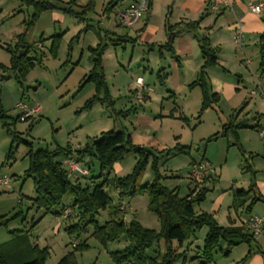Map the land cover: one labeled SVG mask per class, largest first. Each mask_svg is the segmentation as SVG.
<instances>
[{
  "label": "rangeland",
  "instance_id": "obj_1",
  "mask_svg": "<svg viewBox=\"0 0 264 264\" xmlns=\"http://www.w3.org/2000/svg\"><path fill=\"white\" fill-rule=\"evenodd\" d=\"M89 1L77 0L80 7L76 6V11H82ZM110 1L96 0L94 8L80 16L55 10L45 11L31 23L33 6L23 5L21 0H0V64L4 66L0 67V102L9 117L11 128L20 139L14 141V135L0 121V178H10L9 186L0 183V246L12 239L11 230H30L44 214V209L39 210L32 200L36 195L33 178L26 175L30 149L53 150L68 145L81 149L89 137L98 138L102 132L121 130L131 136L133 143L146 147L158 156L162 185L177 189L180 196L187 195L196 184L189 178L190 165L207 161L215 170L205 184L209 189L206 199L195 204V209L216 213L218 224L222 226L228 225L232 183L248 179L255 182L257 177L264 179V136L261 137L259 131L254 130V140L260 146L259 150H254L253 154L243 153L234 144V135L229 128L231 124L254 125L258 111L264 117V63L259 47L260 36L256 38L246 34L240 46L235 44L231 31L226 28L220 30L226 47L224 61H227V68L231 71L224 70L220 65L215 68L227 80L239 85V95L231 100L223 98L201 112V88L189 86L197 78L192 68L183 75L175 68L176 61L168 52L165 58L160 57V46L165 39L163 28L149 37L152 40H141L136 29L142 20L133 27H123L117 21V13L133 0H119L112 11H107ZM172 2L156 1L154 18L159 28L167 11L172 10ZM62 13L63 20L59 15ZM222 16L226 21L231 18L229 10ZM216 17L213 14V18ZM23 32H27L26 42L35 47L26 58L34 66L29 69L21 85L10 69L11 54L7 47H15ZM56 35H59V48L54 56L51 45ZM100 43L107 45L103 66L108 91L114 102L95 101L86 107L96 93L94 84L86 82L93 68L90 48ZM25 52L26 49H20L18 56H23ZM27 63L24 60V64ZM163 67L168 73L165 80L164 71H160ZM138 77L143 79V85L136 83ZM140 92L143 93L142 98L137 99ZM19 103L29 109L39 108V111L21 120L23 110L17 106ZM240 142L242 144L241 138ZM177 143L190 146L189 153L176 152L174 147ZM12 145L14 158L8 159ZM137 161V154L128 153L113 168L102 170L98 160L90 165L79 163L88 174L72 175V178H79L83 185L94 187L106 177L132 173ZM248 165L253 170L247 171ZM102 172L103 176L99 178ZM154 177L150 163L138 179L137 186L152 182ZM105 189L112 199V205L84 218L81 226L91 219L104 225L111 217H121V212L122 217L125 215L126 224L137 220L144 227L161 228L157 215L148 210L147 193L119 200L111 183L106 184ZM72 202V196L67 195L62 205L67 206ZM60 208L56 207L55 211ZM20 209L23 215L9 219ZM111 210L114 211L112 216ZM259 211L263 213L264 206ZM78 221L77 209L72 208L68 218L50 213L30 231L32 241L40 247H49L50 256L46 264H60L68 255L70 264H117L111 253L125 248L129 244L127 237L122 236L115 242L103 245L92 236V223H89L87 231L69 233L67 228ZM207 230L203 228L198 234L202 236ZM75 240L86 242L87 246L75 249L72 244ZM197 244L200 248L196 246L198 251L192 253V257L203 246L201 241ZM221 245L224 251L215 255L214 264H264V237L255 239L251 244L244 242L229 247L223 241ZM228 249L230 253L225 255ZM158 250H164L163 241L154 244L146 254L152 256ZM249 251L250 256L244 260Z\"/></svg>",
  "mask_w": 264,
  "mask_h": 264
},
{
  "label": "trees",
  "instance_id": "obj_2",
  "mask_svg": "<svg viewBox=\"0 0 264 264\" xmlns=\"http://www.w3.org/2000/svg\"><path fill=\"white\" fill-rule=\"evenodd\" d=\"M77 0H21L23 5L33 6L34 13L31 18V23H34L37 18L45 11L55 10L65 14H76L80 16L88 10L94 8L96 0H90L82 11L77 12L75 7ZM119 0H111L106 7L107 11H112L118 4ZM213 2H209L208 6ZM80 7V6H78ZM152 8V2H149L148 16ZM202 14L198 20L190 21L184 25L187 28L195 29L199 27L203 20ZM148 20V19H147ZM181 28V23L174 25L168 24V41L160 47L170 51L176 59L178 56L175 53L173 43ZM27 32L19 35L18 42L15 47L8 46L7 50L11 54L10 69L15 73L16 79L21 85L30 68L34 63L30 59H26L29 52L35 47L33 44L26 42ZM51 45V52L55 56L59 48V40L54 36ZM123 37V36H121ZM204 63L197 75V78L189 84L190 87L199 86L202 91L203 101L201 112L205 109L218 104L221 97L218 93L213 92L210 83L207 69L218 65L219 47L212 46L208 37L204 36L199 40ZM107 45L98 44L95 48H90L91 60L93 68L87 76L86 82H92L95 86L96 93L87 103L86 107H90L95 101H106L112 104L114 100L109 94L108 84L103 66V55ZM262 62L264 63V32L260 35L259 41ZM20 49H26L23 56H18ZM27 60V65L24 64ZM0 67H4L0 64ZM160 71H163L160 70ZM161 75L160 72L158 74ZM161 77V76H160ZM0 121L6 127L7 131L14 135V141H19V136L11 128L9 117L6 114L0 102ZM245 127L242 124H231L234 135V144L238 146L241 152L245 153L240 142L238 129ZM256 128V126H252ZM217 138V135L215 136ZM13 145L8 153V159L14 158ZM178 153H189L190 146H185L177 143L174 147ZM128 153H135L138 156V161L132 173L125 176H114L113 178L106 177L100 184L90 187L88 184L83 185L79 178L73 180L72 175L64 164V159L74 156L78 163L90 165L94 160H98L101 169L113 168V166L121 162ZM29 167L26 171L28 177H32L36 195L32 198L37 208L44 209L43 216L32 226L30 230L23 231L22 229L11 230L13 234L11 240L0 246V264H46L50 256L49 247H40L39 244L32 241L29 233L38 224L44 216L53 213L56 216H62L66 207L77 209L79 221L67 228L69 233H80L87 231L89 223L93 225L92 236L96 237L103 245L119 240L122 236H126L129 244L120 251L111 253L113 260L117 264H213L215 255L218 252H223L221 242H227L229 247L237 246L241 243L251 244L255 237L246 229L243 224L241 226H220L212 213L197 212L195 204L200 203L206 197L209 189L205 186H197L191 189L186 196H180L177 189H169L162 185V174L159 170V158L152 151L144 146L133 143L130 135H127L121 130H109L101 133L100 137H89L83 148L72 150V146H58L53 150L30 149L28 152ZM151 163L155 177L152 182H148L142 186H137L138 179L142 176L143 171ZM247 170L251 167L246 166ZM103 176V172L98 176ZM78 177V176H77ZM207 180L208 177L203 178ZM200 182V181H199ZM112 184L116 189L119 199L122 200L126 196H136L137 194L147 193L149 196L148 210L156 214L160 220L161 228L155 230L144 227L139 221L132 220L126 224L124 218H112L104 225L98 221L91 219L89 222L81 226V221L98 213L101 210H106L112 205V199L105 189L106 184ZM198 183V182H196ZM255 182L245 189H235L233 192V208L235 211L244 205V201L251 197L254 192ZM71 195L73 202L70 205H62L65 196ZM264 201L262 197L254 196L251 205L257 201ZM56 207H61L55 211ZM118 208V207H117ZM119 211V209H117ZM110 212V216L113 214ZM23 215V210L16 211L9 219ZM5 216V215H4ZM3 217V216H2ZM2 222H0V225ZM203 228H207V234L203 241V246L200 252L193 257L187 255L188 248L179 251L184 246V243L194 237ZM163 241L164 250H158L154 255L146 254V251L154 244ZM86 247V242H79L75 249ZM230 250L225 252L228 255ZM73 254V253H72ZM71 254V255H72ZM251 251L248 252L244 260H247ZM70 255L65 256L60 264H70Z\"/></svg>",
  "mask_w": 264,
  "mask_h": 264
},
{
  "label": "crops",
  "instance_id": "obj_3",
  "mask_svg": "<svg viewBox=\"0 0 264 264\" xmlns=\"http://www.w3.org/2000/svg\"><path fill=\"white\" fill-rule=\"evenodd\" d=\"M134 1H137V0H133L132 2H134ZM156 1L157 0H151L152 8L150 10L149 16H148V14H147L148 12H147L135 24V25H137L142 20L141 25L136 30L139 34L140 39L147 41V40H152V38L149 39V37L151 35L158 34L159 30H161L163 28L162 34L165 33V39H163L164 43L161 44V46H163L168 41V32H167L168 24L174 25L177 23H181L180 31H179L178 35L176 36L175 41L173 43V47L175 49L176 55L178 56V59H176L174 57V55L165 48L162 49V56L160 53V57L165 58L167 55L166 53L168 52L171 55V57L174 58L176 61L175 68L178 71H181L183 75L186 74V71L189 68L190 69L192 68L193 74L197 76L202 65H203V63H204V59L202 57L200 46H199L200 38L206 36L209 38L212 46L220 48L218 65H216V66H219V65L223 66L224 70L230 72L231 70L228 69L229 67L227 68V66H228L227 61L226 62L224 61L223 54L225 53L226 47H225V43L223 42L220 30L222 28H226L234 34L235 31L239 28L243 31L244 38H245V36H247L246 34H249L253 37L259 38V36L264 32V8L262 9L261 12L255 13V12H252L248 7L250 2L263 3V5H264V0H173V2H172L173 7L171 6L172 10L169 12L167 11L160 28L158 27V24H156L155 18H154ZM209 2H218L220 5V10L219 11H212L210 9V7L208 6ZM227 10H229V15H231V18L226 21L224 19V16H222V15H224ZM202 14L204 15V18L200 22L199 27H197L195 29H190L184 25L187 22L198 20ZM213 14L216 15L217 17L213 18ZM59 15H60L61 19L63 20L64 14L62 13ZM219 16H221V17H219ZM135 25H133V26H135ZM195 32H196V34H195ZM241 46H242V44H241ZM191 62L193 64H190ZM216 66L210 67L207 69V74H208L210 83L212 85L213 92L218 93L220 95V97H221L220 101L223 98H227L229 100L235 99V97L239 95V92H237L240 89L239 85L235 84L234 82L227 80L225 78V76L221 75L216 70V68H215ZM162 69H163L164 74H165L163 79L164 78L166 79L168 77V73L165 72V70H166L165 67H163ZM145 98H147V95ZM245 102L247 104L249 101L245 100ZM263 120H264L263 114L261 113V111L260 112L258 111V114L255 116V124L254 125H244L245 127H242L239 130V137L241 138L242 147H243L245 152H247V153L249 152V153L253 154L255 152L254 150H259L260 146L258 145V143H255L256 140H254V138L256 139V135H255L254 130L257 129L260 133V130L262 128H264ZM252 126H256V128L254 129V128H252ZM256 148H258V149H256ZM77 149L78 148L75 147L74 145L72 146V150L75 151ZM65 160H66V158L64 159V161ZM193 164L194 163H192L190 165V169H191V166ZM66 165L67 164L65 163V166ZM249 166L251 167V165H249ZM66 167L69 170L68 165ZM251 170H253L252 167H251ZM247 171H250V170H247ZM206 176L209 179L210 176H212V174H208ZM206 182H207V180H204V179H202L198 183L195 182L196 184L193 187V189L196 186L198 189L202 186L206 187V185H205ZM253 182H252V180L250 182V180L248 179V181H242L241 183H239V181L232 183L231 190L229 192V194L232 195V202L228 206V211H227V213H228L227 214V216H228V223L227 224L228 225H225V226H241L242 222L250 214H258V215H261L264 217V212L260 213V211H259L260 207L264 206V201H262V200L257 201L255 204L251 205V207L249 209H247V207L251 204V200L254 196H258V197L260 196L264 199V179H259L258 177L256 178L254 192L252 193L251 197H249L248 199H246L244 201V205L240 209L235 211L233 206H232L233 205V194H232V192H234L235 189L247 190ZM246 186H248V187L246 188ZM205 199H206V197H205ZM218 206H220V204ZM219 210H220V208L215 210V212H218ZM203 211L208 212L206 210H201V211H197V212H203ZM126 212H127V209H126ZM212 214L214 215V217L216 219L217 214L214 212ZM120 216L121 217H119V218H125V215H123V217H122L121 212H120ZM217 222H219V221L217 220ZM220 226H222V225H220ZM207 231H205V234L202 236H200V234H198L199 233L198 232L194 237H192L190 240L185 242L184 246L182 248H180L179 251H182L185 248H188L187 255L191 258L193 255L192 253L198 251L196 249V246H197V248H200V246L197 243L199 241H201V242L204 241V238L207 234ZM255 239H257V238H255ZM195 264H199V262H195Z\"/></svg>",
  "mask_w": 264,
  "mask_h": 264
},
{
  "label": "built area",
  "instance_id": "obj_4",
  "mask_svg": "<svg viewBox=\"0 0 264 264\" xmlns=\"http://www.w3.org/2000/svg\"><path fill=\"white\" fill-rule=\"evenodd\" d=\"M149 2L150 0H137L129 4L128 6L122 8L117 13V21L123 27H132L135 25L148 11L149 9ZM249 9L252 12L259 13L264 8L263 3H253L250 2L248 5ZM210 9L212 11H219L220 5L218 2H213L210 5ZM233 39L236 45L242 44L244 40V34L241 29H237L233 34ZM259 82V77L257 78ZM136 83L139 85H143V79L138 77ZM253 93H257V91H253ZM143 93L140 92L136 96L137 99L142 98ZM264 102V94L262 97ZM19 108L23 110L21 114V120H26L27 118L31 117L34 113L39 111V108L29 109L26 105L19 103L17 105ZM260 135L264 136V128L260 130ZM66 164L69 168V173L71 175L80 176V175H87L88 171L82 168L79 163L76 161L75 157H69L65 160ZM214 167L207 161L196 162L191 166L189 172V178L193 182L201 181L206 175L212 174L214 172ZM0 183L9 186L10 185V178L8 176H4L0 178ZM124 207V206H123ZM123 209V208H122ZM72 213L71 207H66L63 211L62 216L68 218ZM243 226L248 229L255 238L264 237V217L258 214H250L243 222ZM73 246L76 247L79 244L78 240L73 241Z\"/></svg>",
  "mask_w": 264,
  "mask_h": 264
}]
</instances>
